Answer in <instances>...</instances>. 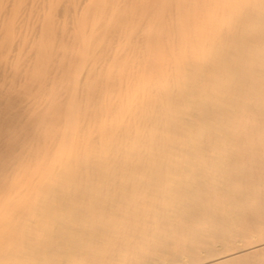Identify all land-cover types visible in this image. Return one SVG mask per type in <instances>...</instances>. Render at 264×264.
I'll return each mask as SVG.
<instances>
[{"label": "bare ground", "instance_id": "obj_1", "mask_svg": "<svg viewBox=\"0 0 264 264\" xmlns=\"http://www.w3.org/2000/svg\"><path fill=\"white\" fill-rule=\"evenodd\" d=\"M0 264H264V0H0Z\"/></svg>", "mask_w": 264, "mask_h": 264}]
</instances>
